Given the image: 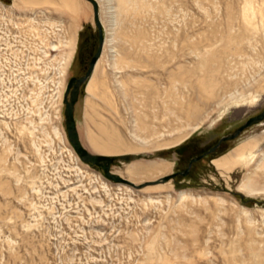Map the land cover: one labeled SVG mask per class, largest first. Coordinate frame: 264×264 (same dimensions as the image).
Listing matches in <instances>:
<instances>
[{
    "label": "rangeland",
    "instance_id": "obj_1",
    "mask_svg": "<svg viewBox=\"0 0 264 264\" xmlns=\"http://www.w3.org/2000/svg\"><path fill=\"white\" fill-rule=\"evenodd\" d=\"M75 1L80 8L74 15L50 3L0 0V264H243L250 262L251 248L264 260V163L258 166L264 139L247 166L221 171L212 162L264 131L263 118L221 139L264 108V0H126L114 44L120 53L135 52L139 74L160 94L157 117L151 114L147 121L159 140L189 131L177 143L148 145L126 152L129 159L112 160L110 170L125 178L134 161L165 160L169 169L161 176L174 173L155 184L160 175H137V186L82 160L68 139L66 84L85 73L100 44L92 4ZM97 1L105 43V5ZM245 6L253 8L249 23ZM72 29L75 50L62 73L64 40ZM104 43L99 56L113 90V73H122L106 64L110 50ZM208 51L219 53L221 69L215 72L213 97L204 98L194 87L203 69H193ZM178 63L187 79L180 87L186 103L202 110L203 119L192 130L183 113H167L175 107L170 93L179 92L176 83L170 86ZM88 77L74 103L84 146L82 132L92 128L84 119ZM145 99L142 90L140 101ZM119 100L116 107L129 126L134 113L129 101ZM116 124L134 143L125 126ZM194 156L199 157L189 164ZM245 174L253 177L252 193L237 188ZM180 190L194 197L179 200Z\"/></svg>",
    "mask_w": 264,
    "mask_h": 264
},
{
    "label": "bare ground",
    "instance_id": "obj_2",
    "mask_svg": "<svg viewBox=\"0 0 264 264\" xmlns=\"http://www.w3.org/2000/svg\"><path fill=\"white\" fill-rule=\"evenodd\" d=\"M21 1L30 5L50 3L51 5H54L56 9L66 10L70 13H73L74 15L79 11L80 8V6H77L75 0H52V2H50V0ZM88 1L92 4L90 0ZM96 2L99 17V3L97 0ZM104 5L107 37L105 39V43L103 37L102 47L104 43L105 46L110 50V56L106 61V64L108 63L107 65L110 66L112 70L119 71V73L121 72L122 74L117 76L116 73H113L114 89L112 90L107 80L108 74L105 71V65H103L102 63L101 56H99L100 58L98 57L99 59L97 58L98 61H95L96 63L94 62L91 73L89 75L90 77H88V81L85 86V90L90 95V97H86L84 99V119L85 123H89L90 125H92V128L87 126L82 132L83 137L82 135L81 137L84 140L85 146L91 152L114 154L143 150L148 145L152 148L169 146L170 144L181 141L189 133V131L177 138H164L162 140H159L161 134L153 130V127L150 125L147 119L151 114L152 117H157L155 113V102L156 98L159 97L160 94L156 89V86L151 84V80L148 77L139 74L140 64L138 62L139 60L134 56L135 52L128 53L127 50H125L120 53L119 50L116 51V45L114 43L115 33L118 28L117 24L119 25L120 23V20H118V15L120 14L121 10H123V8L127 6L126 0H104ZM246 5H249V1L246 2ZM140 6L142 7V5ZM92 9L94 10L93 4ZM252 9V7L248 6H245L243 8V16L248 23L250 21L251 15H253V11H250ZM261 10L262 9H260V14L261 16H264V12H261ZM100 24H102L101 21ZM76 33L77 31L75 29H72V32L69 34L67 39L64 40L66 57L64 65L61 69L62 73H65L66 67L68 66L70 58L75 50ZM130 37L134 39L133 35ZM228 43H230V40L227 41V45H225L224 48L229 49ZM131 45H133V43H131ZM142 47L144 49L146 48L145 46ZM219 56L220 55L217 51H208L201 57L198 67L193 69V71L195 72H200V70L203 69V78H198L194 84V87L198 94H200V96H203L204 98H210L214 95V80L216 76L215 72L218 73L221 69V61L219 60ZM142 66H146V64H142ZM176 70V73L172 77L173 84L170 86H175L176 83L177 87L179 88V92L178 94L176 92L174 96L170 93V102L175 104V107L168 110L167 113L175 114L178 112V115L180 112L183 113L188 119L187 121L192 122L190 127L192 130L200 123L201 119H203L201 112L202 110L196 104L186 103V99L184 98L182 89H180L181 85L187 84V79L185 78V72L182 63L177 64ZM142 90L144 91L146 96L145 102L140 101ZM162 93L165 96L169 97L168 91L166 89L163 90ZM118 98L120 99V102L129 101V107L132 108V112L134 113V117H132V119L130 120L129 126L126 124L125 120L122 118L119 110L116 107L115 101ZM129 98H132V100H130ZM98 101H100L101 104L98 103ZM131 101H136V106L131 105ZM164 102L168 104V102ZM167 108L168 106L166 105V109ZM102 111L105 114H103ZM107 115L110 116L109 119ZM117 122H120L125 126L127 133L130 135L134 143H130L126 140V137L122 134L121 130L117 126ZM145 133L146 135H144ZM151 136L155 138L150 140ZM263 139L264 131H262L261 134L242 142L241 144L227 151L225 154L213 159L212 162L221 171L232 170V168H237L238 166H247L248 160L256 156L257 147ZM70 151L72 150L70 149ZM258 159V166L264 163V150L259 153ZM125 169V174L127 176L126 178L131 180L132 182H135L137 180V175L148 176L158 174L161 176V174L167 172V170L169 169V164L165 160L158 159L134 161L129 163ZM253 181V177L250 174H245L237 188L246 193H252L256 190L255 188H253ZM153 182V184H155L157 182L164 181L158 179ZM124 183L118 184L125 189H131L129 185L137 186V184L135 183H127L129 185H126ZM192 196V194H188L185 190L178 191L179 200L186 199ZM148 198L152 202L159 201L157 196L153 197L149 195ZM249 255L250 262L247 261L249 262V264H264V260H260V252H256L253 248H251ZM232 259L234 260V258ZM244 261L245 262H243V264L247 263L246 260ZM232 264L235 263L232 262Z\"/></svg>",
    "mask_w": 264,
    "mask_h": 264
},
{
    "label": "water",
    "instance_id": "obj_3",
    "mask_svg": "<svg viewBox=\"0 0 264 264\" xmlns=\"http://www.w3.org/2000/svg\"><path fill=\"white\" fill-rule=\"evenodd\" d=\"M90 1L92 2L93 8H94V10H93L94 11V21L99 28L100 44H99L96 52L92 55V57L89 61V66H88L87 70L85 71V73L81 74L79 76H71L69 78L67 84H66V88H65L64 93H63V102L65 104L64 121H65L66 131H67L68 139H69L72 147L74 148V150L76 151V153L78 154V156L82 160H84L86 162H90L96 166H100L103 169L104 174L113 180L123 181V182L129 183V184H134V182H132L131 180H129L125 177H122L119 174L114 173L110 170V163L112 162V160L114 158H116L117 156H120V157H123L125 159H129V157H130L129 153L125 152V153L104 154V153H98V152H91L80 141L78 131L76 128V122H75V118H74V103H75V100L77 97V93L75 92V90H76V87L81 82H83L88 75H90L91 69L94 65V62L96 61V59L98 58V56L100 54V50H101L102 42H103V36L101 34V24H100V20L98 17V11H97V2H96V0H90ZM71 85H73V88L71 90H69ZM69 91H70V93H69ZM68 93H69V95H68ZM263 118H264V108L260 112L251 115L235 131L230 132V133L222 136L221 139L231 138V137L235 136L243 127L250 125L252 123H255V122H259ZM215 146H216V144L214 146H212L211 149H214ZM198 157L199 156L192 157L190 159L189 164ZM173 174L174 173H170V174L161 176L159 179L161 181H165L169 177H171ZM151 181H153V180H151Z\"/></svg>",
    "mask_w": 264,
    "mask_h": 264
},
{
    "label": "flooded vegetation",
    "instance_id": "obj_4",
    "mask_svg": "<svg viewBox=\"0 0 264 264\" xmlns=\"http://www.w3.org/2000/svg\"><path fill=\"white\" fill-rule=\"evenodd\" d=\"M98 38H99V35H98ZM79 85L76 87V90H75L76 93H78ZM72 88H73V85L70 86L69 90H71ZM69 93H70V91H69ZM69 93H68V95H69Z\"/></svg>",
    "mask_w": 264,
    "mask_h": 264
}]
</instances>
